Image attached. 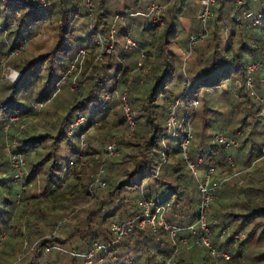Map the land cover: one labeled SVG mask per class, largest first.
Here are the masks:
<instances>
[{"label": "trees", "instance_id": "1", "mask_svg": "<svg viewBox=\"0 0 264 264\" xmlns=\"http://www.w3.org/2000/svg\"><path fill=\"white\" fill-rule=\"evenodd\" d=\"M110 1L115 4L119 2L95 0L93 16H89L85 10L84 22H79L78 19L83 8L78 0L51 2L46 0V4L39 0H6L0 3V53L7 55L15 50L20 54L23 52L22 55H17L20 63L14 66L18 71L13 80L0 86V110L3 117L15 114L28 120L24 134L19 136L14 147V151L25 156L23 190H13L14 172L8 155L5 154V140L0 135V235L5 234L0 250V264H32L31 258L39 251L48 248V252L52 253L54 248H62L64 243L74 244L75 241H77L73 247L75 254L92 248L94 242L105 245V252L102 255L104 261L100 263L98 257L94 264H160L178 245V242L173 243L167 231L161 227H158L156 232L134 228L132 234L118 236L110 231V222H125L132 218L140 211L139 201L142 199L152 200L155 207L166 205L163 218L168 225H188L196 219L199 189L190 169L186 171L187 165L181 163L180 149L165 154L170 162V171L165 173L163 179H158L159 195L147 197L139 195V185L133 183L131 178L134 174L143 175L147 169H140V165L130 162L126 163L141 144V139L136 134L138 127L136 116H133L135 127L132 135L127 138L124 134L120 137V148L116 146L119 154L104 159L102 171L106 183L104 189L98 187L91 189L86 184L88 171L92 165L99 166L100 155L106 150L105 146L100 152L97 146L98 139L88 132L92 129L102 134H111L123 126L129 130L124 113L118 114L113 108L103 111V105H98L100 113L92 118L81 133L87 137V147L82 150H78V146L67 149L69 155L57 163V151H64L59 147L64 144L61 134L67 136L64 121L77 105L89 98L95 84L103 78L94 77L93 73L98 68L111 69L110 75L114 77L111 83L115 86L113 89L115 92L121 86L127 87L129 76L133 73L138 60V70L142 72V68L152 58L150 42L143 47L144 57L141 61V53L135 62L133 59L130 61L134 55H125L123 52L117 54L119 61L116 63H113L111 54L102 60H94L95 54L100 50L96 42L98 35L103 40L108 36L113 16L120 12L117 7L109 8ZM132 2L139 3V0ZM226 6L234 7L235 3L229 0H216L212 7L216 20L220 19ZM128 7L129 5H124L123 9ZM34 26L53 32L55 39L51 46L45 48L40 40H31L36 37L34 34L30 36ZM116 28V37L128 34L125 26L118 28L116 25ZM167 34L168 29H165V43L168 42ZM235 41L236 36L233 35V42ZM140 43L143 44L144 41ZM80 49H83L84 55L76 62L75 69L67 72L69 64ZM28 51L34 55L28 57ZM80 67L83 68L77 80L78 89L69 93L66 86L68 78L79 76ZM140 71L137 79L140 77ZM21 73H24L23 80ZM82 76L86 77L87 81L84 82ZM30 78H34L33 91L44 93L43 98L39 95L25 97L24 91ZM137 83L138 81L133 85ZM257 83L253 80V89L264 102V95L257 93ZM63 87L68 90V95L62 92L57 95ZM152 88H155V83ZM200 89L203 90H198L196 86L192 89L196 93L199 107L196 108V114L191 117L190 122L194 124V121L199 120V125L195 132L198 143L189 151L195 154L196 159L202 157L209 165H219L228 175L222 182L219 181L221 187L216 199L211 202L209 216L210 219L219 221L213 228L212 244L217 251L228 253L229 257L226 259L211 254L204 246L193 247L190 250L180 247L181 251L176 253L174 258L175 264H264V145L253 141L250 150L244 152L243 148L249 139L245 131L240 145V162L239 165L236 163L233 170L229 168L225 157L231 155L227 149L238 146V142L230 147H226L224 143H208L211 133L206 131L218 130L229 138L228 134L234 135L237 130L243 129L245 118H251L247 124L249 125L259 122L264 117L260 108L263 102L247 88L246 79L238 82L231 76H225L217 84L201 85ZM150 95L151 90L149 97ZM223 96L237 102L234 106L243 114L240 120L228 116L220 122L221 118L216 114H221L222 111L215 106L221 103L220 97ZM140 98L139 95L135 97L136 100ZM253 133L264 135V131ZM154 135L153 132L149 141ZM173 155L177 157L175 164L171 163ZM233 158L236 161V156ZM87 202L94 204L93 208L83 210L79 218L80 211L74 210V207ZM217 228L219 230L215 234L214 230ZM62 234L64 238H60ZM219 234L224 235V238L218 239ZM153 237L154 243L148 245L143 243V240ZM19 252L21 254L18 259ZM109 254H114L115 259L108 257ZM75 256L70 257V264H76ZM50 257V264H60L57 253Z\"/></svg>", "mask_w": 264, "mask_h": 264}, {"label": "clouds", "instance_id": "2", "mask_svg": "<svg viewBox=\"0 0 264 264\" xmlns=\"http://www.w3.org/2000/svg\"><path fill=\"white\" fill-rule=\"evenodd\" d=\"M124 5H129L124 14L127 38L113 36V28L103 43L112 42L109 51L113 63H116L119 61L118 53L133 54L138 45L142 47L141 41H150L152 58L148 61L149 67L136 85L128 80L127 87L121 86L115 92V86L111 83L114 79L110 75L112 70L98 68L93 75L103 78L95 84L89 98L77 105L64 121L67 136L61 134L64 144L59 146L64 151H57L56 158L59 164L62 158L69 155L67 149L78 146V150H82L87 147V137L80 139L81 133L92 118L100 113L98 105H103V111L113 108L118 114L124 113L129 120L136 116V134L141 144L126 163L147 169L143 175L134 174L131 178L133 183L139 185V195L158 196V179H163L165 173L170 171V162L165 154L178 151L182 146L187 148L185 133L190 131L189 121L199 107H194L196 93L192 91L193 86L203 90L200 89L201 85H215L225 76H231L238 82L244 79L264 82V0H236L234 7L226 6L222 10L219 20L209 11L203 23L206 33L202 32L199 39L191 42L187 39V30L179 33L176 30L177 24L184 27L181 21H193V14L182 0H139V3L120 0L119 7ZM205 5L213 7L209 0H196L197 9ZM195 17L196 26L200 27L198 12ZM165 29H168L167 43ZM233 35L236 36L235 43ZM23 79L24 73H21ZM33 82L34 78H30L24 91L25 97L39 95L43 98L44 93L33 91ZM153 83L155 88H152ZM137 95L141 97L139 100L135 99ZM153 132L155 135L149 141ZM180 160L187 165L186 171L194 170L199 163L191 151H185ZM176 161L177 157L173 155L171 163L175 164ZM154 242L155 237L143 240L145 245ZM31 259L32 264H50L51 261L50 255L43 251Z\"/></svg>", "mask_w": 264, "mask_h": 264}, {"label": "built area", "instance_id": "3", "mask_svg": "<svg viewBox=\"0 0 264 264\" xmlns=\"http://www.w3.org/2000/svg\"><path fill=\"white\" fill-rule=\"evenodd\" d=\"M36 1V0H34ZM42 4H46V0H39ZM86 9L87 13L89 16H93L94 13V7L95 4L93 0H78ZM133 1V0H132ZM231 2L236 3V0H229ZM6 2V0H0V3ZM202 2V0H201ZM216 0H209V4L215 5ZM212 11V8H209L208 5H205L202 8L198 9L199 13V18H200V26H201V32L197 34H191L188 37V41L191 42L193 39H199V36L202 32L206 33V30L203 28V23H204V17L206 14ZM18 14V13H16ZM123 14L118 12L115 13L113 16V23L110 27L109 33L111 30L114 28L115 31L111 32L113 36H116V28H115V23L118 20H122ZM108 33V35H109ZM128 34H126L124 37L127 38ZM97 44L100 46V50L95 54L94 60L99 61L102 60L106 55L111 54L109 49L112 46V42L108 43H103V39L98 35L96 39ZM139 46H137L138 48ZM18 50H15L12 52V54L17 53ZM84 55L83 49H80L75 57V59L69 64L67 72H71L75 69L76 62H79L78 59L81 58ZM144 57L143 53L141 54L142 59ZM141 61V60H140ZM149 66H144L142 68L143 71H145ZM139 68V67H138ZM1 76L4 74L5 71V66L3 65L2 68L0 69ZM129 80H133L132 78ZM246 86L247 88L251 91L252 94H255V91L253 89V80L250 82L248 79H246ZM256 98L260 101L263 102V99L259 97L257 94ZM198 101H194V107L195 105H198ZM125 115L126 122L129 126V131L132 133L135 127V120L132 117L131 120L128 119L127 115ZM5 120L6 126H4L5 129H8L10 127L17 126V121L20 118L19 115H11L7 117H3V113L0 110V119ZM24 122V121H23ZM25 127V124H21L19 128L23 129ZM190 131L185 133V140L184 143L187 144V148L181 147V155L184 154L185 151L190 150V144L193 139V132H192V125L191 122L189 121ZM84 138V134H81L80 139ZM213 141L215 143H224L226 147L230 146H235L237 142L234 139H229L227 138L222 132H217L213 136ZM16 145V142H10L7 143L5 146V150L7 152L8 158H9V163L13 169V180L20 185L22 188V179H21V174L24 172L25 168V156L21 152L14 151V147ZM209 151V150H208ZM106 155L107 157H115L119 154V151L116 148L115 145V140H112L111 142H108L106 145ZM190 160V158H189ZM199 161L198 164L195 165L194 170L190 169L191 173L194 175L195 180L197 182V186L199 189V205H198V212L196 219L188 224V225H168L163 218V213L166 209V205L164 206H157L155 207L154 202L152 200H145L142 199L139 201V206H140V211L136 213L132 218L125 222H116V221H111L109 224V229L110 231L118 236H124V235H130L133 233L134 228H140L142 230L149 229L153 232H156L158 227H161L163 230L167 231L169 233L170 239L173 241L174 244L178 242V245L175 247L174 251L167 257L165 258L160 264H175V255L179 251H181L179 248L186 249L188 245L191 243L193 244H200L204 246L211 254L215 255H220L221 257L228 258L229 254L226 252H219L215 249V247L211 244L210 239H209V234H210V226L208 223V217L211 213V202L216 199L218 190L220 188V183L217 181L213 175L216 170V166L214 165H209L208 161H206L204 158L199 157L197 159ZM191 161V160H190ZM206 161V162H205ZM227 163L232 166L234 160L228 156L226 158ZM205 164L206 165V171L205 175L201 176L198 169L201 165ZM102 171H103V164L100 165V168L93 174V180L94 184L99 188V189H104L106 187V183L103 180L102 177ZM63 185H61L62 188ZM167 226V227H165ZM188 234V235H185ZM223 233H225V230H223ZM236 237V236H235ZM5 238V234L0 235V250L2 247V241ZM48 250V248H46ZM103 250L102 255L105 252V245L99 243V242H94L93 248L90 249L86 254H85V263L86 264H93V260L96 254L101 253ZM99 256V261L103 260V257ZM109 257V255H108Z\"/></svg>", "mask_w": 264, "mask_h": 264}, {"label": "rangeland", "instance_id": "4", "mask_svg": "<svg viewBox=\"0 0 264 264\" xmlns=\"http://www.w3.org/2000/svg\"><path fill=\"white\" fill-rule=\"evenodd\" d=\"M52 0H49V2H51ZM93 2H95V0H93ZM182 3L184 4V6L186 7V8H188L189 9V11L193 14V21L191 22V23H185L184 21H181L180 23L181 24H184V27L183 28H181V26H180V24H177V26H176V30H177V32L179 33V32H182V31H184V30H187L188 31V37L191 35V34H197V33H200L201 32V26L200 27H197L196 26V22H195V20H196V17H195V14L197 13V11H198V9L195 7V5H196V0H182ZM81 4V3H80ZM95 4V3H94ZM119 5H120V0H119V2H117L116 4L115 3H112L111 1L108 3V6H109V8L110 9H113L114 7H117L118 9H119V11L123 14V19L122 20H118L116 23H115V28H116V25L118 26V28L120 27V28H122V27H124L125 25H124V19H125V16H124V14H125V11H126V9H123V7H119ZM81 6L83 7L82 9H81V16H79L78 17V19H79V22H84V21H86V17L84 16V13H86V9H85V7L81 4ZM111 21H112V19H111ZM111 27V25L109 26V28ZM90 29L92 28V27H89ZM117 29V28H116ZM32 34H34V35H36V37H33L31 40L32 41H37V40H40V42L41 43H44V45H45V48H47V47H49V46H51L52 44H53V42H54V35H53V32L52 31H50V30H48V29H46V28H42V27H36V26H34L33 27V30H32V32H31V34H30V36L32 35ZM29 36V37H30ZM188 37H187V39H188ZM39 42V43H40ZM148 43H150V41H144V43L143 44H141L142 45V47H138L137 48V51H135V53H133V54H131V55H134L133 56V58L131 57L130 58V61L133 59V61H135V62H137V59H136V57L137 56H139V54L141 53L142 54V52L144 53V49H143V47L145 46V45H147ZM44 48V49H45ZM5 51V50H4ZM27 52V51H26ZM29 53H28V57H30V56H33L34 55V53H31L30 51H28ZM20 53H15V54H3V53H0V69L2 68V66L4 65L5 66V71H4V74L1 76V73H0V86L2 85V84H6L7 82H10L11 80H13V78L15 77V75H16V73H17V71H18V69H17V67H14L15 66V64H19L20 63V60L17 58V55H19ZM23 54V52L20 54V55H22ZM140 54V55H141ZM81 59L79 58L78 59V61H80ZM141 60V59H140ZM146 66H148V64L146 63L145 64V67ZM138 67H139V60H138V64L136 65V63H135V65H134V70H133V73L131 74V76H129V79H133L132 80V84H134V83H136L137 81H138V79H137V75H138V73H139V71L140 70H138ZM82 68L83 67H80L79 68V70H78V73H79V76H76V78H73V77H69L68 79H69V81H68V83H67V88L69 89V93L70 92H75L77 89H78V85H79V82L77 81L78 80V78L80 77V72H82ZM1 72V71H0ZM88 72V71H87ZM141 72V71H140ZM144 73V71H142L141 73H140V76H141V74H143ZM86 74V73H85ZM83 78V81L85 82V81H87V78L86 77H81V79ZM258 85H257V88H256V90H257V93L259 94V95H261V94H263L264 95V82H260V83H257ZM259 90V91H258ZM67 91V92H66ZM65 93L66 94V96L68 95V90L65 88V87H63V88H60V90L58 91V93H57V95L58 94H60V93ZM263 98H264V96H263ZM220 102L221 103H219L218 105H216L215 106V108H218L219 109V111H222V113L221 114H216V116L217 117H220L221 118V121L220 122H222L225 118H227L228 116H230V117H232V118H234V120H236V119H238V120H240V117H242L243 116V114L242 113H240V111H239V108L238 107H235L234 105L237 103L235 100H233V99H231V98H227V96H223V97H220ZM261 114L264 116V102H263V104L261 105ZM234 110V111H231V110ZM251 120V118H245V120H244V125H243V129L242 130H237L236 132H235V134L233 135V134H228L227 136L229 137V138H231V139H234L235 141H237L238 142V146H235V147H231V148H226L229 152H228V154H231L233 157H235L236 156V161L234 160V158H233V160H234V162H233V165L232 166H230L228 163V165H229V168L230 169H235V166H236V163H238L237 165H239V162H240V156H241V154L239 153L240 152V145H241V143H242V140H243V138H244V133H245V131H246V136H247V134L249 135V139H248V141L246 142V146L243 148V151L244 152H247V151H249L250 150V147L252 146V143H253V141L254 142H256L257 144H259V143H263V145H264V135H261V134H259V133H253V132H263L264 131V117H262L261 119H260V121L259 122H257V123H251V124H249V125H247L248 124V122ZM24 121V122H23ZM25 124V127L28 125V120L26 119V118H24V117H21L20 116V118L18 119V121H17V126H14V127H10V128H8V129H5L4 128V126H6V122L1 118L0 119V128H2V131H0V135L2 136V138H3V140H5L4 141V145L6 146V144L7 143H10V142H13V141H15L16 142V145H17V143H18V138H19V136H21V135H23L24 133H23V131H24V129H25V127L23 128V129H21V128H19V126L21 125V124ZM192 125V132H194V137H193V140L191 141V147L190 148H193V147H195V145H197L196 143H198V139H197V136H196V129L198 130V125H199V120H196V121H194V124H191ZM247 125V126H246ZM246 126V127H245ZM78 131V130H77ZM206 131H209L208 133H211L210 135V137H209V142L208 143H210V142H214L213 141V136H214V134L215 133H217V132H220V131H218V130H214V129H207ZM95 132V133H94ZM133 132V131H132ZM88 133H92V135H94L97 139H98V144H97V146H98V148L100 149V152H101V149H103L105 146H106V144L108 143V142H110V141H112V140H115V143H116V146H119V141H120V137H122L124 134L127 136V138L128 137H130L131 135H132V133H130V131L129 130H126L125 128H124V126L123 127H121L120 128V130H115V131H113L111 134H106V133H104V134H102V133H100L99 131L98 132H96V131H93L92 129L88 132ZM87 133V134H88ZM223 133V132H222ZM250 133H253L252 135H250ZM15 145V146H16ZM118 148H120V146L118 147ZM239 148V149H238ZM5 150V149H4ZM119 150V149H118ZM5 154L7 155V152H6V150H5ZM230 155V156H231ZM228 156V155H227ZM226 156V157H227ZM8 157V156H7ZM107 157V155H106V152L105 151H103L102 152V154L100 155V163H99V166L101 165V164H103V162H104V159ZM226 157H225V161H226ZM103 159V160H102ZM206 162V161H205ZM98 164H95V165H92L91 166V169L88 171L89 172V175H88V178L90 177V179L88 180V178L86 179V184L88 185V187H90L91 189H93V188H96L97 186H95V184H94V180H93V174L98 170V168H99V166H97ZM214 166H216L215 168H216V170H215V173H214V175H213V177L217 180V181H220V182H222V180L223 179H225L228 175L226 174V172L219 166V165H214ZM206 165L205 164H203V165H201L200 167H199V169H198V171H199V173H200V175L201 176H203V175H205V171H206ZM26 170H27V167H26ZM28 171V170H27ZM13 180V179H12ZM13 183L15 184L14 185V187H13V190H17V189H20V190H23L24 189V186L23 185H21L22 186V188L20 187V185L18 184V183H16L14 180H13ZM221 187V186H220ZM97 189V188H96ZM102 190V189H101ZM224 196H227V195H225L224 194ZM89 202H87V203H85V204H82V205H77V206H75L74 207V210H76V211H80L78 214H79V218H81V216H82V212H83V210H91L93 207H92V205H94V204H88ZM82 209V210H81ZM63 214V213H62ZM217 222H219V221H215V219L213 218V219H210V216H209V218H208V223H209V226H210V234H209V239H210V242L212 241V236H213V228H214V226H216L215 224H217ZM218 226H220V225H218ZM218 228L217 229H215L214 231V233L215 234H217V232H218ZM225 235H227V234H225ZM60 238H64L63 237V234L62 235H60ZM217 238L218 239H222V238H224V235L223 236H221V234H219L218 236H217ZM77 241H75V243L74 244H72V243H70V244H68L67 242L66 243H64V245H63V247L62 248H54V252H52V253H49L48 252V250H44L43 252L44 253H48L50 256H52V255H55L56 253L58 254V257H59V263L60 264H70V257H73V256H75L76 258H77V260H76V264H86L85 263V254L90 250V249H92V248H90V249H88V250H85V252H82L81 254H75L76 252H75V250H73V247H74V245H76L77 243H76ZM213 243V241L211 242V244ZM78 244H79V242H78ZM94 244V243H93ZM214 244V243H213ZM212 244V245H213ZM193 247H202V248H204L202 245H200V244H193V243H191L190 245H188L187 246V250H190L191 248H193ZM204 249H206V248H204ZM21 253L19 252V253H17V257H18V259L20 258L19 257V255H20ZM102 255V252L101 253H98V254H96L95 255V257H94V260H93V264H94V262H95V260L99 257V256H101ZM115 255L114 254H109V257H112L111 259L112 260H114L115 259V257H114ZM108 258V257H107ZM18 261H21V260H18ZM79 261V262H78ZM104 261V258H103V260H102V262ZM100 263H101V261H100ZM99 263V264H100Z\"/></svg>", "mask_w": 264, "mask_h": 264}]
</instances>
